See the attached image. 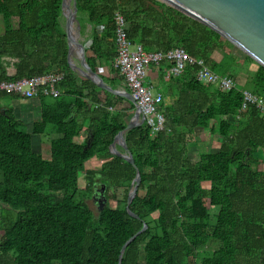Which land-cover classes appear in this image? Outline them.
<instances>
[{
    "label": "trees",
    "instance_id": "16d2710c",
    "mask_svg": "<svg viewBox=\"0 0 264 264\" xmlns=\"http://www.w3.org/2000/svg\"><path fill=\"white\" fill-rule=\"evenodd\" d=\"M61 4L0 0V82L64 74L58 98H39L41 117L31 132L12 109L0 107V203L14 211L2 221L0 264H119L122 246L143 223L147 229L127 246L120 264H264V115L254 107L240 110L242 90L264 98V68L247 56L239 61L227 40L156 0H75L81 29L91 26L86 62L112 88L120 78L109 80L98 68L118 72L116 14L125 19L130 42L144 51L183 48L236 80L235 88L222 92L197 82L193 68L173 76L170 63L159 65L153 85L162 94L165 129L151 135L143 122L124 136L141 177L130 204L134 219L125 206L135 169L109 147L135 107L106 92L99 98L101 90L70 69ZM218 51L217 62L212 57ZM7 58L17 60L13 76H7ZM244 60L255 70L228 74L248 65ZM120 102L128 108L116 110ZM199 131L206 142L216 136L219 146L192 161L188 147ZM42 134L61 135L50 141L48 160L32 147V137ZM92 160L101 162L99 169L85 170ZM94 186H104L106 198L96 216L85 203ZM210 241L218 247L208 250Z\"/></svg>",
    "mask_w": 264,
    "mask_h": 264
},
{
    "label": "water",
    "instance_id": "95a60500",
    "mask_svg": "<svg viewBox=\"0 0 264 264\" xmlns=\"http://www.w3.org/2000/svg\"><path fill=\"white\" fill-rule=\"evenodd\" d=\"M156 1L208 27L237 48L239 50L236 51L237 54L242 57H249L256 64L264 68V0ZM61 12L66 23L68 45L67 61L70 69L81 76V78L92 82L102 92L123 98L135 107V112L125 128L115 136L113 143L109 147V152L123 159L135 169V177L128 192L125 209L129 216L134 219H139L130 210V204L137 194L141 177L134 159L125 144L124 136L128 131L143 123V120L140 118V110L136 107L135 100L131 94L126 91L111 88L87 64L80 42V24L75 16V0H62ZM74 57L77 59L78 65L75 63ZM116 145H119L123 149V152L118 151ZM104 192L105 187H102L98 194L99 209H102L106 203ZM92 198H95L94 194ZM146 229L147 225L143 223L142 228L124 243L120 251L119 264L127 246Z\"/></svg>",
    "mask_w": 264,
    "mask_h": 264
},
{
    "label": "built area",
    "instance_id": "2783aa9c",
    "mask_svg": "<svg viewBox=\"0 0 264 264\" xmlns=\"http://www.w3.org/2000/svg\"><path fill=\"white\" fill-rule=\"evenodd\" d=\"M114 21L116 56L113 65L120 78L117 89L128 92L134 98L136 107L140 110V118L150 129L151 135L165 129V116L160 107L163 100L162 94L156 90L152 82L147 81L149 71L157 70L162 62L171 64L169 74L173 76H179L187 67H190L194 69V78L199 83L212 85L222 92H228L236 87V81L232 77L219 76L203 59L190 56L183 48L177 47L165 52L144 51L141 45H134L128 39V25L123 16L116 14ZM97 30L100 32L99 27ZM92 42V37H88L82 41V48L89 49ZM63 81L64 74L47 73L13 81H2L0 91L26 100L40 97L56 99L60 96ZM241 94V111L254 107L264 115V98L247 90H242Z\"/></svg>",
    "mask_w": 264,
    "mask_h": 264
},
{
    "label": "crops",
    "instance_id": "0c3cea01",
    "mask_svg": "<svg viewBox=\"0 0 264 264\" xmlns=\"http://www.w3.org/2000/svg\"><path fill=\"white\" fill-rule=\"evenodd\" d=\"M0 20L2 23V18H0ZM63 22H64L65 26H63ZM60 23H61L62 28L66 32V23H65V20L63 17L61 18ZM102 29L103 28L101 26H99V30L101 31ZM3 33H4V30H3V24H2V31L0 32V36L3 35ZM90 34H91V26L90 25L86 24L83 29H81V27H80V38H81L80 42L82 43L83 40H86L88 37H90ZM236 56H237V54H236ZM221 57H222V53L220 51H218V52L214 53L212 58H213V60L218 62L221 59ZM238 59H239V61H242L239 57H238ZM6 60L10 63V66L7 67V69H6L7 76H13L15 74V68L13 65L15 61H13V60H15V59H8L7 58ZM242 63L243 62H241V64ZM253 65L254 64L246 65L243 63L242 66L239 68L238 67H232L229 70L228 74H230L232 76H236V75H238L239 72L244 71L245 69H249L251 71H254L256 66L254 67ZM99 68H98V73L103 75L105 78H107L109 80H117L119 78L118 72H111V70L108 66L104 65L103 67H99ZM156 80H157V71H156V69H151L149 71L147 81H150L153 84H155ZM107 85H109V84H107ZM118 85H119V82L116 84V88H113V89H117ZM98 96H99V98H103V99L105 98V95L102 91L98 92ZM0 107L4 108V109H12L14 117L23 123V125L27 129V132H31L32 123L34 121L40 119V117H41L40 99L26 100V99H23L19 96H16L13 94H7L5 92L0 91ZM121 108H128V103L127 102H120L115 107L116 110L121 109ZM129 115L125 118L126 124L128 123L129 119L131 118V117L129 118ZM34 137H36V138L38 137L37 138L38 140H36V142H35V140L33 141ZM60 137H61V135H57V134H42V135H38V136H33L32 137V147L36 152H39L42 154L43 159L48 160L50 158V153H49L50 141L52 139H56V138H60ZM84 137H85V133L82 132L81 135L75 139V141L77 143H80ZM200 142H202V143H200ZM218 142L219 141L216 138V136H213L210 141L206 142V141H204V139L202 137V132L201 131L197 132V143H193V144L189 145V147H188L189 158L192 161L197 160L198 152L201 151V147H202L201 144L213 145V150H209L207 152H213V151L217 150V148L219 146ZM203 147H205V146H203ZM116 149L118 151L123 152V149L119 145H116ZM95 163H96V166H95ZM100 165H101V162L99 160H92L90 162L85 163L84 168L87 171L88 170L97 171L99 169ZM92 166H95V167L93 168ZM263 169H264V164H263ZM13 217H14V211L11 208H9L8 206H6L5 204L0 203V238L3 235V233H2V221L7 220L9 218H13Z\"/></svg>",
    "mask_w": 264,
    "mask_h": 264
},
{
    "label": "rangeland",
    "instance_id": "374dc122",
    "mask_svg": "<svg viewBox=\"0 0 264 264\" xmlns=\"http://www.w3.org/2000/svg\"><path fill=\"white\" fill-rule=\"evenodd\" d=\"M0 18H1V16H0ZM12 22H13V25L14 26H17V23H18V19L17 18H13L12 19ZM63 26H65L64 25V22H63ZM65 28V27H64ZM2 31V23H1V20H0V32ZM237 54V53H236ZM237 56L241 59V60H243V59H245L244 57H242V56H240L239 54H237ZM74 59V61H75V63H77L78 61H77V59L74 57L73 58ZM244 62H246L247 63V61L246 60H244ZM79 63H77V65H78ZM248 65H250V64H252V63H250V62H248L247 63ZM254 67H255V65H253ZM78 75V74H77ZM79 76V75H78ZM79 77H81V76H79ZM132 115L133 114H130L129 115V118L130 117H132ZM27 130V129H26ZM203 136V135H202ZM38 138V137H37ZM36 137H34L33 138V141L35 140V142H36V140H38ZM34 143V142H33ZM200 143H202V142H200ZM201 151L200 152H198V155H199V153H204V152H207V151H209V150H213V145H204V144H201ZM203 146H205V147H203ZM94 163V162H93ZM95 166H96V163H95ZM95 166H92L93 168L95 167ZM262 168H263V166H262ZM1 179H2V174H1V172H0V181H1ZM78 184H79V187L80 188H84L85 186H86V184H87V181H86V179H85V173H81L80 174V176H79V182H78ZM139 194L140 195H143V192H139ZM85 203L87 204V206L89 207V209L93 212V214L96 216L97 214H98V212L100 211L99 210V208L100 207H98L96 204H95V202H94V200H93V198H92V195H91V197L89 198V199H86L85 200ZM110 206L111 207H115L116 206V203L115 202H111L110 203ZM215 210L216 209H214V208H209V212L210 213H214L215 212ZM218 247V243L216 242V241H210L208 244H207V248H208V250H213V249H216Z\"/></svg>",
    "mask_w": 264,
    "mask_h": 264
},
{
    "label": "flooded vegetation",
    "instance_id": "af4514ba",
    "mask_svg": "<svg viewBox=\"0 0 264 264\" xmlns=\"http://www.w3.org/2000/svg\"><path fill=\"white\" fill-rule=\"evenodd\" d=\"M104 187V186H94V191L92 193V195L94 194L95 198L93 199L95 204L100 207V203L98 202V194H99V190H101V188ZM104 195H105V192H104Z\"/></svg>",
    "mask_w": 264,
    "mask_h": 264
}]
</instances>
